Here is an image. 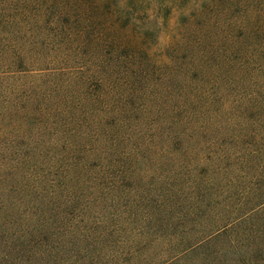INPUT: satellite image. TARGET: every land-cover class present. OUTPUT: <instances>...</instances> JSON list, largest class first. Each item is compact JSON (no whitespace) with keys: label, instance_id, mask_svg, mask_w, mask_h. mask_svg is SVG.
Returning <instances> with one entry per match:
<instances>
[{"label":"trees","instance_id":"16d2710c","mask_svg":"<svg viewBox=\"0 0 264 264\" xmlns=\"http://www.w3.org/2000/svg\"><path fill=\"white\" fill-rule=\"evenodd\" d=\"M0 264H264V0H0Z\"/></svg>","mask_w":264,"mask_h":264},{"label":"rangeland","instance_id":"374dc122","mask_svg":"<svg viewBox=\"0 0 264 264\" xmlns=\"http://www.w3.org/2000/svg\"><path fill=\"white\" fill-rule=\"evenodd\" d=\"M173 20H174V18H173ZM173 20H172V23L174 22ZM169 34H170V33H169L168 26H167V28L164 29V34L161 35V36H162L161 39H162L163 43L166 42L167 37H168Z\"/></svg>","mask_w":264,"mask_h":264}]
</instances>
